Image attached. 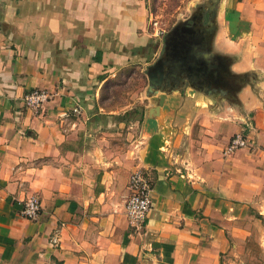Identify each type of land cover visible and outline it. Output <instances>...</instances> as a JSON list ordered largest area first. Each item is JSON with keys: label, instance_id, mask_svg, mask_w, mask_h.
I'll return each instance as SVG.
<instances>
[{"label": "crops", "instance_id": "crops-1", "mask_svg": "<svg viewBox=\"0 0 264 264\" xmlns=\"http://www.w3.org/2000/svg\"><path fill=\"white\" fill-rule=\"evenodd\" d=\"M209 5L192 45L211 83L193 71L150 93L163 52L145 0H0V264H221L246 239L241 222L264 215V0ZM142 66L143 98L114 90ZM34 90L52 96L37 110ZM239 132L247 147L224 156ZM136 169L152 187L142 230L124 214Z\"/></svg>", "mask_w": 264, "mask_h": 264}, {"label": "rangeland", "instance_id": "rangeland-1", "mask_svg": "<svg viewBox=\"0 0 264 264\" xmlns=\"http://www.w3.org/2000/svg\"><path fill=\"white\" fill-rule=\"evenodd\" d=\"M213 0H145L147 10L149 12V32L156 35L161 55V49L164 36L170 33L174 28L179 27L185 21H188L193 15L202 14L207 11L209 4ZM137 72V70H136ZM142 78L131 76L124 81L123 86H119L114 90L120 94L122 90L126 94L131 90L137 91L140 89L142 98L144 97V89L147 86L145 75V67L142 66ZM117 93V94H118ZM118 95L115 96L117 99ZM130 96L127 94L126 98ZM131 98V97H130ZM132 101V100H131ZM142 105L136 102V110H140ZM133 112L126 113L125 117H130ZM115 128V127H114ZM111 133L123 134L127 132L124 129L112 132L113 127L108 128ZM122 131V132H121ZM120 140H115L114 147L119 146L120 149L128 147V141L125 138L118 137ZM241 223L246 227L247 237L241 239L238 244L233 247L227 254L221 257V264H264V215L260 214L258 209L253 208L249 212L247 219Z\"/></svg>", "mask_w": 264, "mask_h": 264}, {"label": "built area", "instance_id": "built-area-1", "mask_svg": "<svg viewBox=\"0 0 264 264\" xmlns=\"http://www.w3.org/2000/svg\"><path fill=\"white\" fill-rule=\"evenodd\" d=\"M51 97L45 90H34L24 96L23 103L27 108L37 110L49 102ZM74 112L78 114L80 109ZM247 145L248 141L243 133H236L229 139L223 155L230 156ZM128 189L130 195L124 204V214L131 227L142 230L153 205L151 180L143 170L136 169L128 178ZM40 210L41 202L35 194L27 196L21 203V215L28 220H36Z\"/></svg>", "mask_w": 264, "mask_h": 264}, {"label": "water", "instance_id": "water-1", "mask_svg": "<svg viewBox=\"0 0 264 264\" xmlns=\"http://www.w3.org/2000/svg\"><path fill=\"white\" fill-rule=\"evenodd\" d=\"M214 7V5L210 7V11H212V19L215 16V11H213ZM207 23L209 25V28L205 30V32L210 31L212 27L211 21H208ZM186 31L193 32L191 28H187ZM180 32H185L184 28H174L171 33L166 34V37H169L170 39L169 42L176 44L174 48L175 50L173 49L168 58H160L148 68V92L153 93L154 90L160 89L162 87L163 81L167 80L168 78L174 80L173 78L177 77V75L189 71L188 68L192 69V71L200 72L203 76H207V71H205L203 67L196 66V63H198L199 61H203L207 68L215 69V65L210 64L209 56L206 52L199 50L197 46L187 44L185 45L176 40V37H178ZM200 39L203 40L204 37H200ZM177 44H181L183 46V49L186 51V54L184 56H181ZM168 45L169 43L165 42V50ZM201 49L203 48L201 47ZM164 97L165 95H161L159 97L158 107L163 104Z\"/></svg>", "mask_w": 264, "mask_h": 264}, {"label": "flooded vegetation", "instance_id": "flooded-vegetation-1", "mask_svg": "<svg viewBox=\"0 0 264 264\" xmlns=\"http://www.w3.org/2000/svg\"><path fill=\"white\" fill-rule=\"evenodd\" d=\"M200 16H201L200 14L193 15L188 21H185L183 24H181L179 27H177V28H184V30H185V32H180L178 37H176V40L178 42H181L185 45L186 44L192 45V44H200L204 40V39L201 40L200 37H204L208 33L207 31L205 32V30L208 29V25H207V21L204 22L202 19H199ZM187 28H191L193 30V32L186 31ZM163 40H164L163 41V47H162L163 59H166L169 57L170 53L173 51L176 44H173L172 42L170 43L169 37H166V36H164ZM165 42L169 43L166 50H165ZM177 47H178V50H179L181 56H184L186 54V51L183 49V46L181 44H177ZM188 64H189V62H188ZM196 66L197 67H203V69L205 71H207V76L201 77V78H203L204 83L205 84L211 83L210 80L212 78L209 79V77L212 76L214 69L207 68L203 61H199L198 63H196ZM188 69H189V71L184 72V74L189 75V73H191V72L193 73L192 69H190V68H188ZM194 72H196V71H194ZM167 84L168 83L166 80L163 81L162 87L166 86Z\"/></svg>", "mask_w": 264, "mask_h": 264}]
</instances>
